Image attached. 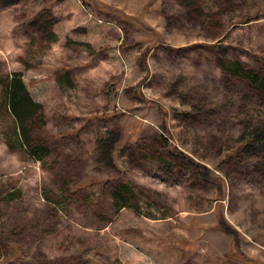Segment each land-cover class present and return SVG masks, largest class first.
Masks as SVG:
<instances>
[{
	"label": "rangeland",
	"instance_id": "rangeland-1",
	"mask_svg": "<svg viewBox=\"0 0 264 264\" xmlns=\"http://www.w3.org/2000/svg\"><path fill=\"white\" fill-rule=\"evenodd\" d=\"M241 68L264 80V0H0V264H264V143L236 153L264 94Z\"/></svg>",
	"mask_w": 264,
	"mask_h": 264
},
{
	"label": "trees",
	"instance_id": "trees-1",
	"mask_svg": "<svg viewBox=\"0 0 264 264\" xmlns=\"http://www.w3.org/2000/svg\"><path fill=\"white\" fill-rule=\"evenodd\" d=\"M234 72L242 78L250 79L264 94V80H259L257 74L251 71L243 72L242 68ZM3 98L6 109L14 122L17 141L21 143L26 152L35 160H39L42 156L48 155L49 149L47 148V144L40 137L37 138L36 136L40 127L44 125V113L41 105L35 102L30 96L19 74H13L7 80L3 87ZM262 142L264 143V128L256 130V132H251L250 137L242 144L239 150H236V153L238 151L240 153L248 151L251 144L252 146H257ZM254 153L252 152L251 154ZM191 161L195 166H200L194 160ZM260 162L257 165L260 166Z\"/></svg>",
	"mask_w": 264,
	"mask_h": 264
}]
</instances>
